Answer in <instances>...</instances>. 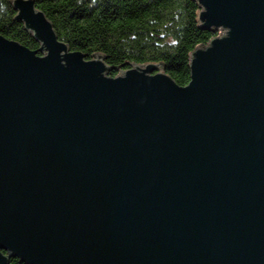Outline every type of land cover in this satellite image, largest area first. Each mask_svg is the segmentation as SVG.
I'll list each match as a JSON object with an SVG mask.
<instances>
[{
    "label": "water",
    "instance_id": "obj_1",
    "mask_svg": "<svg viewBox=\"0 0 264 264\" xmlns=\"http://www.w3.org/2000/svg\"><path fill=\"white\" fill-rule=\"evenodd\" d=\"M195 1L186 86L10 1L40 47L0 33V264H264V0Z\"/></svg>",
    "mask_w": 264,
    "mask_h": 264
},
{
    "label": "trees",
    "instance_id": "obj_2",
    "mask_svg": "<svg viewBox=\"0 0 264 264\" xmlns=\"http://www.w3.org/2000/svg\"><path fill=\"white\" fill-rule=\"evenodd\" d=\"M11 0H0V33L37 50L40 45L14 21ZM51 20L59 38L71 50L107 55L110 66L134 62H163L164 70L180 85L191 80L189 53L217 33L198 26L195 0H35ZM126 63L107 74L116 77ZM9 264L21 263L11 258Z\"/></svg>",
    "mask_w": 264,
    "mask_h": 264
},
{
    "label": "built area",
    "instance_id": "obj_3",
    "mask_svg": "<svg viewBox=\"0 0 264 264\" xmlns=\"http://www.w3.org/2000/svg\"><path fill=\"white\" fill-rule=\"evenodd\" d=\"M222 33V31L218 32V36Z\"/></svg>",
    "mask_w": 264,
    "mask_h": 264
}]
</instances>
